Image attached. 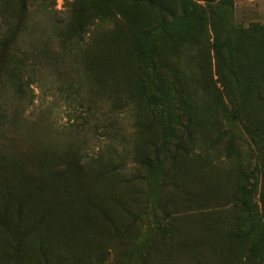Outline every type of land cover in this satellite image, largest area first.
<instances>
[{
    "label": "rangeland",
    "instance_id": "374dc122",
    "mask_svg": "<svg viewBox=\"0 0 264 264\" xmlns=\"http://www.w3.org/2000/svg\"><path fill=\"white\" fill-rule=\"evenodd\" d=\"M256 133L264 0H0V186L25 185L36 211L77 203L49 229L63 230L51 264L104 249L118 264H264ZM163 217L177 220L145 248ZM37 249L17 259L42 264Z\"/></svg>",
    "mask_w": 264,
    "mask_h": 264
},
{
    "label": "trees",
    "instance_id": "16d2710c",
    "mask_svg": "<svg viewBox=\"0 0 264 264\" xmlns=\"http://www.w3.org/2000/svg\"><path fill=\"white\" fill-rule=\"evenodd\" d=\"M224 45L223 42L217 40L216 46L221 49ZM255 140L258 142H264V137L258 136L257 133L255 134ZM169 144L168 139H163L161 146L163 149L166 150L167 145ZM163 154V153H162ZM143 163L147 166H152L153 161L148 156L143 160ZM264 173V169L262 168ZM61 172L57 171H49L48 178L45 179L43 174H40L41 178L35 179L36 182L32 184L31 182L28 183L32 186V192H41L42 195L50 192L53 187H48L47 184H52L49 179L53 178H61ZM71 170H67V172L63 173V178H67L71 176ZM77 183L80 184L82 187L84 182L81 179H77ZM27 184V185H28ZM28 185V186H29ZM29 186V187H30ZM25 185H18L14 186L12 184L0 186V263L5 262L7 259L14 264H21L18 259L22 257L23 250L27 249H34L38 245V254L41 256L42 264H51L48 258V245L50 241L53 242H63V230L55 231L52 233L49 232V229L52 227L53 224L56 223L57 217L56 215H66L70 214L72 211L75 210L77 207V203L74 199L70 200H61L57 201V206L52 208L47 200H40V209L38 211L35 210L34 205L36 203L30 204V193L23 191ZM159 207L163 210L166 209L161 204ZM148 211H151V208L146 206ZM263 210H264V199H263ZM176 217L164 219L160 218L156 220L155 227L152 230V233L149 237L145 238V248H151L154 246V238H152L155 234H162L165 233L166 229H169L175 222ZM47 227L48 237H34L32 234L34 231H40L39 227L43 226ZM240 223V219H239ZM243 228V227H242ZM234 237L237 239H242V231L240 229L233 231ZM142 236H138L135 239V242H140ZM250 242V241H249ZM253 243V242H252ZM48 244V245H47ZM43 246V247H42ZM51 248V246L49 245ZM252 247L250 246L248 250H251ZM185 251L186 248H184ZM99 258L97 259L98 264H118L117 257L114 251H107L104 249L103 251L98 252ZM190 255L197 263H201V254L189 252ZM106 256H113V260L109 261ZM132 255H130V258ZM18 258V259H17ZM57 259L63 260V256ZM63 263V262H62ZM261 264V263H259Z\"/></svg>",
    "mask_w": 264,
    "mask_h": 264
}]
</instances>
